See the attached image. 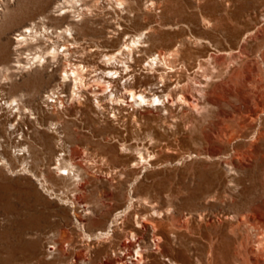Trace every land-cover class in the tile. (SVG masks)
Returning <instances> with one entry per match:
<instances>
[{"label":"rangeland","instance_id":"rangeland-1","mask_svg":"<svg viewBox=\"0 0 264 264\" xmlns=\"http://www.w3.org/2000/svg\"><path fill=\"white\" fill-rule=\"evenodd\" d=\"M126 1L143 6L147 0ZM154 1L161 4L159 9L144 10L135 17L115 11V0H81L75 8L67 7V0L1 2L9 12L8 19L1 17L3 11L0 15V264H69L75 259L74 248H83L89 241L85 230L92 237L111 232L114 225H121L123 211L131 204L130 211L137 215L161 212L157 219L165 225L169 209L182 222L203 225L195 250L182 253L186 258L193 256L192 264H264V0H232L230 8L225 0ZM242 5L247 7L244 13L238 11ZM64 6L62 11L68 13L57 16ZM233 14L238 15L237 21ZM203 19L215 22L219 30L212 36L225 46V52L217 53L226 63L220 67L223 75L215 79L214 101L196 111H185L177 104L165 111L161 103L153 104L150 113H145L147 107L134 111L124 107L117 120L109 114L113 122L102 123L109 126L103 137L79 129L67 146L80 156L74 157L75 163H88L91 176L75 212L61 200L69 182L60 180L53 167L64 151L59 148V135L48 129L53 119L45 103L46 95L62 82L63 59L48 58L44 69L26 72L23 66L29 51L19 46L17 35L32 24L54 32L73 24L82 48L88 51L98 45L96 53L110 55L120 39L150 27L161 34L152 46H168L190 30L205 38ZM231 34L237 40L235 46ZM238 34H243L244 41L237 39ZM40 45L46 47L48 42L42 40ZM89 55H73L71 61L100 63V55L94 59ZM12 98L42 117L39 123L44 129L25 114L20 119L6 108L3 103ZM82 103L79 108L89 114ZM89 104L95 106L92 101ZM233 115L232 122L226 120ZM77 117L80 128L83 117ZM8 139L9 145L4 142ZM22 146L31 154L24 169L23 157L16 154ZM139 151L147 162L137 166L131 157ZM87 205L90 210L85 215ZM26 214L47 218L42 225H21ZM145 236L144 244L150 246L152 233ZM61 241L65 248L68 242L73 244L70 250L53 248L50 253L49 247ZM96 241L93 238L92 246ZM187 242L194 243L190 237Z\"/></svg>","mask_w":264,"mask_h":264},{"label":"bare ground","instance_id":"bare-ground-1","mask_svg":"<svg viewBox=\"0 0 264 264\" xmlns=\"http://www.w3.org/2000/svg\"><path fill=\"white\" fill-rule=\"evenodd\" d=\"M5 1L13 2L15 0H0V15L3 11L1 17L8 19L9 8L5 9L1 5V2ZM225 1L226 3L229 2L227 8H230L233 4L232 0ZM79 2L81 0H67L66 5L75 8ZM115 4L117 6L115 11L125 12L126 15H133V17L136 16V13L144 10L148 13L151 10L159 9L161 6L159 2L154 0H147L146 4L143 5L144 8L138 3L132 4L126 0H115ZM65 7L59 9L57 16H64L68 13V11H62ZM239 8V12L247 11V7L243 5ZM232 17H236L234 21H237L238 15L233 14ZM154 22L159 24V20L155 19ZM202 23L205 38L204 36L197 37V33L190 30L189 34L185 33L177 42L168 46L157 47L152 46V43L156 39H160L161 34L150 27L148 28L149 31L128 36L124 41L120 39L118 48L110 55L96 53L100 48L98 45L95 46L96 49L88 51L82 48L73 33L75 29L73 24L55 32L45 25L38 29L35 24H32L25 27L24 31L22 30L17 35L19 46H26L28 47L27 51H29L24 61L26 66H23L26 72L38 67L44 69L49 62L48 58L57 62L58 59H63L60 64L62 82L55 92L46 95L45 103L48 108L47 114L53 119L48 129L50 132L59 135V148L64 151L56 157L53 167L60 180L69 182L66 185L68 188L66 193L63 191L65 197L61 200L65 201L75 212L77 206L83 203L81 194L90 182L91 176L88 163L85 166L82 165L81 161L75 163L74 157L80 156L75 148L67 146L71 137L77 138L79 129H88L93 137H103L108 132L109 126H103L102 123L111 124L113 122L110 117H107L109 114H113L114 120H117L125 110L124 107L132 108V111L147 107L144 111L150 113L149 108L153 104L161 103L165 111H170L174 104L181 106V109H185V111L186 109L196 111L200 107L203 108V103L208 105L214 101L213 94L217 88L215 79L223 75L220 67L226 63L225 58L219 57L217 53L225 52V46L216 36H212L214 31L219 30L215 22L203 19ZM118 26L121 28V25ZM224 30L230 34L228 28ZM241 32L240 30L238 33ZM254 34L257 33L254 32ZM231 36L230 39L234 41L233 45L235 46L237 40L234 34ZM236 37L238 40L244 41L242 39L243 34H238ZM42 40L48 42L46 47L40 45ZM31 45L33 47H29ZM240 49L241 45L239 46ZM200 52L205 55L202 59L196 56ZM88 53L93 59L100 55L98 57L101 59L100 63L94 66L85 65L82 64L83 60L79 59L75 60L78 63H72L73 55L79 54L80 57L78 58H82ZM138 53L142 56L136 57ZM241 53L239 52V54ZM235 57L236 55H232V59ZM122 81L124 83L120 85ZM67 87L68 95L65 94ZM84 93L88 96H84ZM82 101L89 108V114L79 108V106H84ZM91 101L97 109L89 104ZM3 104L12 112L14 110L20 119H23V114H25L27 118L39 125V129H44L39 123V119L42 120V117L36 116V113L30 109L21 107L23 104L19 99L12 98ZM66 104H69V108ZM232 108L235 107L232 106ZM44 113L43 109H40V114L44 116ZM138 113L136 111L135 114ZM78 115L83 117L81 122L84 126L80 128H77L76 123ZM234 118L233 115L227 117L226 120L232 122ZM4 142L9 145L11 141L8 139ZM16 151L17 156L23 157V169L26 168L27 158L31 156L28 147L22 146ZM151 156L148 155L150 158ZM131 158L137 166L141 162L143 164V161L147 162V158L140 151ZM68 192L71 194V198L68 197ZM132 206L131 204L128 210L123 211L121 225H114L115 227L111 232L104 233L101 231L92 237L85 230L84 237L89 241L84 244L83 248H74L75 259L69 264H192L191 257L193 256L186 258V255L184 256L182 253L195 250L198 245L196 240L203 237V225H190V221L182 222L171 209L166 212V215L164 214L169 220V224L165 225L162 220L157 219L162 217L161 212L152 211L153 213L148 216L137 215L134 211H130ZM83 209L82 212H85L86 215L89 213L87 211L90 210V206L87 205V208L83 206ZM46 218V216L40 218V215L26 214L21 225H42ZM252 227L258 229L256 226ZM149 231L152 233V244L146 246L144 244L145 235ZM262 231L264 232V230ZM188 237L194 241L190 246L187 242ZM93 238L97 240L94 246L90 243ZM116 241H118L117 244H115ZM54 244L48 249L51 251L50 253L53 252V248L55 250L60 249L61 252L68 251L73 245L68 242V248H65L63 241L57 245Z\"/></svg>","mask_w":264,"mask_h":264}]
</instances>
